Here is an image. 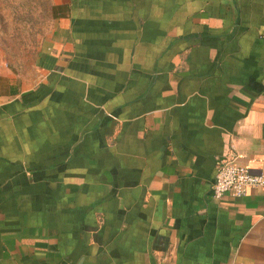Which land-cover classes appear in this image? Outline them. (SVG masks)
I'll list each match as a JSON object with an SVG mask.
<instances>
[{
  "label": "crops",
  "instance_id": "crops-1",
  "mask_svg": "<svg viewBox=\"0 0 264 264\" xmlns=\"http://www.w3.org/2000/svg\"><path fill=\"white\" fill-rule=\"evenodd\" d=\"M26 22L0 264H264V188L212 196L230 154L264 180V0H0V30Z\"/></svg>",
  "mask_w": 264,
  "mask_h": 264
},
{
  "label": "built area",
  "instance_id": "built-area-1",
  "mask_svg": "<svg viewBox=\"0 0 264 264\" xmlns=\"http://www.w3.org/2000/svg\"><path fill=\"white\" fill-rule=\"evenodd\" d=\"M2 65L0 56V70ZM252 188H264V180L261 176L253 175L248 168L241 166L235 154H230L217 163L212 187V196L215 200H221L225 196L242 198L247 190Z\"/></svg>",
  "mask_w": 264,
  "mask_h": 264
},
{
  "label": "rangeland",
  "instance_id": "rangeland-1",
  "mask_svg": "<svg viewBox=\"0 0 264 264\" xmlns=\"http://www.w3.org/2000/svg\"><path fill=\"white\" fill-rule=\"evenodd\" d=\"M30 15L27 13V16ZM26 22L24 25L15 24L16 27L10 28L8 24L0 32L5 37H0V56L2 64L15 67H27L35 63L34 54L40 45H36L35 35L39 30H34ZM5 57V58H4Z\"/></svg>",
  "mask_w": 264,
  "mask_h": 264
}]
</instances>
